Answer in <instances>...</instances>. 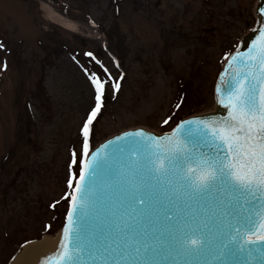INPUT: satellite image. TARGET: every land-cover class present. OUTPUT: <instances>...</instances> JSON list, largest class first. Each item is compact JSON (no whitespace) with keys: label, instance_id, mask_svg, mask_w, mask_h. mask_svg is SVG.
<instances>
[{"label":"rangeland","instance_id":"obj_1","mask_svg":"<svg viewBox=\"0 0 264 264\" xmlns=\"http://www.w3.org/2000/svg\"><path fill=\"white\" fill-rule=\"evenodd\" d=\"M254 1L0 0V38L12 49L0 47V264L21 240L53 233L63 221L72 150H80L82 120L94 104L83 51L118 74L96 23L125 70L94 126L100 140L134 126L160 131L181 92V116L211 109L216 73L253 25ZM43 4L73 25L45 17Z\"/></svg>","mask_w":264,"mask_h":264},{"label":"snow or ice","instance_id":"obj_2","mask_svg":"<svg viewBox=\"0 0 264 264\" xmlns=\"http://www.w3.org/2000/svg\"><path fill=\"white\" fill-rule=\"evenodd\" d=\"M258 11L264 14V7ZM257 25L246 50L224 54L215 92L226 114L182 119L174 127L169 115L162 121L168 131L124 132L96 148L94 124L107 89L118 92L124 77H114L94 52L84 53L102 71L80 65L94 104L82 120L80 150L71 154L62 238L43 264H96L97 257L101 264H157L153 257L164 252L211 256L215 264H264V15ZM101 185L106 214L93 235L88 217ZM36 243L25 241L22 251Z\"/></svg>","mask_w":264,"mask_h":264},{"label":"water","instance_id":"obj_3","mask_svg":"<svg viewBox=\"0 0 264 264\" xmlns=\"http://www.w3.org/2000/svg\"><path fill=\"white\" fill-rule=\"evenodd\" d=\"M261 7H264V0H257L256 5H255L256 20L253 25V28L249 30L248 32H246L244 35H243L244 32L242 33L243 36L240 39L239 44L237 46V47H240L242 50H246V46H249L251 44V41L255 39V36L258 34V32L254 31V29L257 28L258 26L257 21L260 19L261 15H264V14L259 13L258 11V9ZM223 67H224V63L216 77L214 87H213V99H214V104H215L214 110L186 112L185 115L198 113V112L200 113L189 115L182 119H190L195 116H202V115L212 114V113H215L217 115L226 114L223 106L218 105V100H217V96L215 92L216 85L218 83V77H219L220 72L223 70ZM138 129H145V128L135 127V128H129V129L120 131L116 134H113L112 136L105 138L100 143H98L94 148L100 147L101 145L106 144L107 141L114 139V137H116L117 135H122L124 132H132ZM145 130L157 133L155 131H151L148 129H145ZM106 191L107 190L103 188V185H101L99 189V196H98V201L96 204V210L93 212H90L89 217H88L90 231L93 232V235H95L94 230H98L99 227L102 225L104 216L106 214V207H105ZM65 223H66V216H65L63 225L58 229V231L54 235L44 233L41 235L39 239L28 240V241H39V243L32 244L30 247H24L22 251L21 246L24 245V242H23L21 245H19V247L17 248L15 253L12 255V257L9 259L7 264H43V262L49 257H54L55 250L58 248V242L62 238V228L65 225ZM157 227H159V225H157ZM85 259L87 260L88 258L85 257ZM116 259H120V258L117 256ZM153 259L157 262V264H215L213 257L211 256H203V255L183 256V255H177L175 252H172L171 254L164 252L160 255L153 257ZM109 261H111V257L109 258ZM96 264H101V261L98 257L96 259Z\"/></svg>","mask_w":264,"mask_h":264},{"label":"trees","instance_id":"obj_4","mask_svg":"<svg viewBox=\"0 0 264 264\" xmlns=\"http://www.w3.org/2000/svg\"><path fill=\"white\" fill-rule=\"evenodd\" d=\"M99 27H100V29H101V31L103 32V34L106 36V39H107V41H108V46H110L109 44H110V41H109V37H108V34H107V32H106V30L104 29V27H102L100 24H99ZM63 46H65L64 44H62L61 45V47H63ZM111 49V48H110ZM111 51L113 52V53H115L112 49H111ZM116 54V53H115ZM117 56H118V58H119V60H120V64H121V66L123 65V57H122V54L121 53H119V55L118 54H116ZM123 67V66H122ZM37 85L39 86H42V84H41V77H40V80L38 81V83H37ZM184 95H185V92H182L181 94H179V98H178V101H177V99L173 102V106H174V108L176 109V111H178V113H176V111L173 113V111L172 112H170L167 116H169V115H173L174 114V117H173V122L171 123V125L173 124V123H175L178 119H179V117L181 116V114H183L182 112H181V109L179 108L178 110H177V108H176V105L178 104V103H180V102H183L184 100H185V97H184ZM42 97H38V102L39 103H41L42 101ZM41 101V102H40ZM181 113V114H180ZM180 114V115H179ZM166 116V117H167ZM166 127L167 126H165L164 124H163V126H162V129L163 130H165L166 129ZM95 138L93 137V139H92V144L95 142V140H94ZM22 241V240H21ZM20 241V242H21ZM19 242V243H20ZM18 244V243H17Z\"/></svg>","mask_w":264,"mask_h":264},{"label":"bare ground","instance_id":"obj_5","mask_svg":"<svg viewBox=\"0 0 264 264\" xmlns=\"http://www.w3.org/2000/svg\"><path fill=\"white\" fill-rule=\"evenodd\" d=\"M42 13L45 17H47L50 20L56 21L58 22L60 25H63L65 27H71L73 24L71 23V20H69L68 18L63 17L62 15H60L59 13L55 12L50 5L47 4H43L42 6ZM213 107L211 109L208 110H212ZM132 128V127H131Z\"/></svg>","mask_w":264,"mask_h":264}]
</instances>
